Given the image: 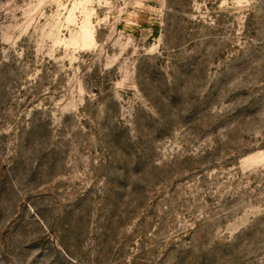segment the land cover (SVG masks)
<instances>
[{"label": "rangeland", "instance_id": "374dc122", "mask_svg": "<svg viewBox=\"0 0 264 264\" xmlns=\"http://www.w3.org/2000/svg\"><path fill=\"white\" fill-rule=\"evenodd\" d=\"M0 264H264V0H0Z\"/></svg>", "mask_w": 264, "mask_h": 264}]
</instances>
